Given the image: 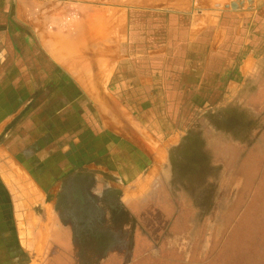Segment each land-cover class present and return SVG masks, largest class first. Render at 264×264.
I'll return each instance as SVG.
<instances>
[{"label":"crops","instance_id":"crops-1","mask_svg":"<svg viewBox=\"0 0 264 264\" xmlns=\"http://www.w3.org/2000/svg\"><path fill=\"white\" fill-rule=\"evenodd\" d=\"M263 81L264 0H0V146L104 180L141 225L168 196L164 150L263 113Z\"/></svg>","mask_w":264,"mask_h":264},{"label":"rangeland","instance_id":"rangeland-1","mask_svg":"<svg viewBox=\"0 0 264 264\" xmlns=\"http://www.w3.org/2000/svg\"><path fill=\"white\" fill-rule=\"evenodd\" d=\"M260 86L264 89V81L253 89ZM259 102L255 100L252 113H242L239 105L236 114L224 116L226 124L217 120L215 137L190 136L198 143L169 149L166 163L164 150L160 172L167 176L172 197L160 219L137 232L131 221L136 215L123 203L120 190L94 188L106 185L104 180L75 168L57 176L54 163L48 173V163H24L12 147L0 146V264H58L60 249L70 248L59 241L71 220L64 208L71 196L84 198L70 195L73 175L87 176L89 186L85 181L83 186L92 183L95 197L111 192V211L124 214L119 218L123 235L117 240L110 236L104 264H264V112H256ZM14 150L18 156L23 152L17 144ZM37 150L34 146L27 158L39 157L43 150ZM56 154L53 147L38 160ZM115 214L110 220H118ZM86 254L85 264L102 260L92 257L91 249Z\"/></svg>","mask_w":264,"mask_h":264},{"label":"flooded vegetation","instance_id":"flooded-vegetation-1","mask_svg":"<svg viewBox=\"0 0 264 264\" xmlns=\"http://www.w3.org/2000/svg\"><path fill=\"white\" fill-rule=\"evenodd\" d=\"M72 178L73 179L70 183L72 184L70 195L75 194L77 198V195L80 196L81 194L84 198L83 200H79L77 198V200L75 201L71 196V198L68 200L70 201L69 204L67 205L66 203V207L64 208V211L69 212L71 220L69 223V231H66L63 235L61 234L59 241L63 243H69L70 248L67 251H65L64 248L60 249L57 255L58 264H85L83 258H85V256L87 255V250L90 249L93 253L92 257H104L105 255H103V253L109 252L107 244L109 243L110 236L117 240L123 235L120 229V224L123 221H121V223L119 222L123 218L122 215L124 214H115L111 211V192L105 190V192H103L100 196L95 197L93 196V192L91 189L92 183L90 184L89 188H84L83 186L85 184L84 181L86 182L85 186H89L87 176L84 178V176L82 175H80V177H77V175H73ZM76 178H80L79 181H77ZM166 187H168V185ZM166 187L165 191H167V194L169 196H160V202L156 203L158 204V207L155 209V212H153L154 215L155 213L161 214L163 212V210H161L162 207H168L169 205L170 196L172 197V195L170 194V189L168 190ZM164 199H167L166 203L162 202ZM114 214L117 215L118 220H110L111 215ZM131 221L133 222L135 231L137 232V227H142L139 222L140 220L138 219V217H136ZM136 238L137 236H134V240ZM107 255L108 256H106V259L109 257V254ZM103 257L102 260H99V264L108 262Z\"/></svg>","mask_w":264,"mask_h":264},{"label":"bare ground","instance_id":"bare-ground-1","mask_svg":"<svg viewBox=\"0 0 264 264\" xmlns=\"http://www.w3.org/2000/svg\"><path fill=\"white\" fill-rule=\"evenodd\" d=\"M179 4V3H178Z\"/></svg>","mask_w":264,"mask_h":264}]
</instances>
